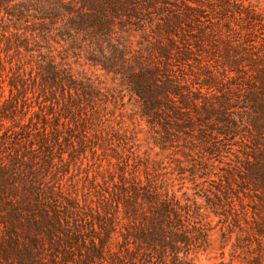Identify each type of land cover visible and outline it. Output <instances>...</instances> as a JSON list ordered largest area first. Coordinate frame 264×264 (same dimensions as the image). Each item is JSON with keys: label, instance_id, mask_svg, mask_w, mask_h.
Masks as SVG:
<instances>
[{"label": "trees", "instance_id": "16d2710c", "mask_svg": "<svg viewBox=\"0 0 264 264\" xmlns=\"http://www.w3.org/2000/svg\"><path fill=\"white\" fill-rule=\"evenodd\" d=\"M0 19V264H198L208 209L229 264H264V0H0ZM83 55L171 163L142 154ZM235 139L246 172L217 164Z\"/></svg>", "mask_w": 264, "mask_h": 264}, {"label": "rangeland", "instance_id": "374dc122", "mask_svg": "<svg viewBox=\"0 0 264 264\" xmlns=\"http://www.w3.org/2000/svg\"><path fill=\"white\" fill-rule=\"evenodd\" d=\"M16 30L14 29L13 23L8 20L0 19V45L3 48H6L10 45L11 41H16L15 39V33ZM15 42L11 45V47L14 49ZM56 47L59 49H62L59 47L58 44H55ZM12 57L14 59H18L19 55L16 51L12 50ZM71 61L75 62V67L77 69H84L91 75H96L99 77L100 80L105 82V85L112 89V91L116 92V94L119 96V103H122L124 100V106L119 108L117 110V114L119 115L120 112H124V118H122L120 115L118 116L119 120H123L126 125L129 126L130 135L134 136L136 133H138V136L140 138V141L138 143L141 144V152L144 155L148 151L150 147H153V130L149 126V124L146 122L145 119H142L140 116V106L137 102V99L135 96H132V94L122 86V83L119 80L112 79L113 75H109L106 73L105 70L102 69L99 65H94L93 62L87 61L85 58V55L79 60H77L75 57L71 58ZM182 65H177V62H174V69L177 71H181ZM188 68H186L187 70ZM8 94V90L6 92ZM238 105L235 108L232 109V112L237 113L239 111H244L245 108H240ZM203 130H206L208 127L203 126ZM246 133V131L244 132ZM232 143V150L231 148L226 149V151H232V152H224V156L222 157V161L224 164H220V162H217L218 165H220L223 169H228L230 172L234 173H240V172H246L247 167V145L243 144L240 139L231 140ZM230 147V146H229ZM153 157H157L158 159L165 160L166 163H171L170 158L165 157L166 155L162 154H156L160 150L158 147H153ZM106 165V162H104ZM223 173V172H222ZM226 173V171L224 172ZM238 181L240 182V177L236 176ZM179 183V182H178ZM213 183H205L204 185L206 187H212L214 190H216V186H212ZM217 185V184H214ZM180 184H177V187H179ZM182 192H187L188 195L193 198L197 199L200 204H202L206 209V199L204 197V193L200 191L199 187L194 186L192 182L187 181L185 183V187L182 188ZM237 191H235V194H241L240 188H236ZM206 213L208 214V218L212 223V226L214 227L213 232L215 234L216 242L214 244V248L208 249V250H202L197 254V261L198 264H229L231 261V244L226 246V248H222V238H221V231L223 229L222 220L221 217L218 215H215L211 212L210 209L206 210ZM235 240V238H233ZM223 252L225 254H223Z\"/></svg>", "mask_w": 264, "mask_h": 264}]
</instances>
